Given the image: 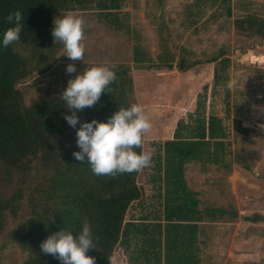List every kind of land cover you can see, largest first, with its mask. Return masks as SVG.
<instances>
[{"label":"trees","instance_id":"16d2710c","mask_svg":"<svg viewBox=\"0 0 264 264\" xmlns=\"http://www.w3.org/2000/svg\"><path fill=\"white\" fill-rule=\"evenodd\" d=\"M123 1L0 0V33L9 26L5 21L9 13L19 10L25 17L20 40L0 48V262L60 264L41 252L40 242L61 228L76 233L87 220L96 247L88 255L96 258V264H107L118 246L126 254L127 264H203L199 222L211 214L228 212L224 208L199 209L197 193L188 189L183 177L188 164L202 170L213 164L231 171L227 128L221 117L206 112L205 94L198 95L187 120L177 122L172 139L151 144L154 155L149 181L155 198L161 199V216L150 211L152 216L147 212L129 220L125 219L126 212L142 198L138 172L96 176L87 161H75L72 152L79 150L76 129L64 119L65 114L72 113L59 95L66 85L56 94H41L29 105L23 103L16 84L33 70L49 69L63 47L51 35L53 19L70 11L94 10L113 28L129 33L120 17ZM229 1L220 0L219 4L227 18L231 17ZM232 26L236 35L264 44V14H237ZM134 37L137 39L136 34ZM172 59V55L159 58V65L170 69ZM132 60L143 66L151 62L138 43L133 46ZM205 61L216 62L213 87L222 86L227 98L230 57L220 48ZM198 63L200 60L189 61L182 56L176 66L185 71ZM115 65L116 79L109 92H102L94 106L76 113V127L79 121H103L118 108L137 103L130 69ZM232 129L243 138L257 133L237 117L232 120ZM141 150L142 145L136 149ZM248 219L264 222V215L253 214Z\"/></svg>","mask_w":264,"mask_h":264},{"label":"rangeland","instance_id":"374dc122","mask_svg":"<svg viewBox=\"0 0 264 264\" xmlns=\"http://www.w3.org/2000/svg\"><path fill=\"white\" fill-rule=\"evenodd\" d=\"M189 2L124 0L120 17L131 30L129 33L113 28L94 10L63 13L60 17L72 14L86 21L84 62L68 60L62 54V47L49 69L44 72L33 70L16 84V88L22 94L23 103L29 105L39 95L56 94L60 87L66 85L72 75L65 71L68 63H75L76 69L81 71L100 64L125 65L133 78L136 101L143 105L152 123L142 144V150L151 151V142H161L170 137L175 122L187 120L198 95L205 94L206 112L221 117L227 128L232 152L231 171L235 172L228 178L231 171L209 164L204 168L207 170L204 176L195 174L188 177L190 188L199 192L197 197L201 207H220L228 211L220 216L218 223L203 225V259L205 264H264V222H240L238 225L230 222L232 212L239 216L264 215V59H255L251 53L254 48L257 54L263 52L261 43L236 35L232 19L225 16L203 17L190 24L192 17L188 16L185 8ZM136 43L151 58L146 66L133 63L132 50ZM164 43L177 59L180 53L189 61L205 60L223 48L233 60V67L229 70L228 97L224 96L222 86L213 87L215 64L203 63L183 73L176 63L171 69L160 66L156 58ZM234 117L257 133L243 138L234 132ZM234 155L241 159L236 160ZM185 168L201 173L196 164H188ZM151 171L146 168L137 175L142 190L141 202L145 206L152 201L154 194L149 181ZM232 185L235 193L230 189ZM131 211L126 212L125 219L130 217ZM234 230H237L235 239L232 235ZM244 232L245 236H242ZM0 264L7 263L3 261Z\"/></svg>","mask_w":264,"mask_h":264},{"label":"clouds","instance_id":"9594fccd","mask_svg":"<svg viewBox=\"0 0 264 264\" xmlns=\"http://www.w3.org/2000/svg\"><path fill=\"white\" fill-rule=\"evenodd\" d=\"M25 17L17 10L5 17L9 25L0 33V48H7L20 40ZM86 21L78 15L68 14L53 19L51 35L54 41L63 45L64 54L70 61L84 62V32ZM115 64L93 65L84 71H77L75 63L65 66L67 73H75L59 94L71 111L65 114L66 122L76 129L75 143L78 151L72 156L77 162L90 166L93 175L115 176L117 174L139 172L149 168L153 160V151H136L143 144L144 134L152 123L142 104L133 103L127 108H118L106 120L95 118L79 121L77 112L92 107L102 92H109V85L116 79ZM90 249H96L92 226L87 220L82 222L78 232L61 228L49 234L40 242V250L57 259L60 264H96V258L88 255ZM107 264H123L117 255L107 258Z\"/></svg>","mask_w":264,"mask_h":264},{"label":"crops","instance_id":"0c3cea01","mask_svg":"<svg viewBox=\"0 0 264 264\" xmlns=\"http://www.w3.org/2000/svg\"><path fill=\"white\" fill-rule=\"evenodd\" d=\"M158 1H161V0H158ZM198 1H200V4L197 6L196 5V2H198ZM219 4H220V0H190L189 4L185 5V8L188 11V14H189L188 16H190L192 18L199 17V18L196 19V22L195 23H197L198 19L203 18V17L216 18L217 16H225L224 10L223 9L222 10L220 9V5ZM228 4L230 6V11H231V17L230 18L232 20H233L234 16L237 15V14H245V13H257V14H261V15L264 14V0H230ZM195 23H193V24H195ZM232 28H233V26H232ZM259 45H260V48L263 50V52H261V53L259 52L257 54L256 51H255L256 48H254V51H251V53L253 55L252 57H254L255 59H259L260 61H262L264 59L263 58L264 57V44L261 43ZM167 54H170L169 56H171V55L173 56V59L171 61L172 64L173 63L174 64L175 63L177 64L179 62L180 58L182 57V54L179 53V57L177 59V56H175V54L170 51V48L167 47V43H164V45L161 48V52L158 54V56H157L156 59L158 60L159 63H160L159 58H163V59L167 58V59H169V56ZM175 59H177V61H175ZM203 63L212 64V65L216 64V62H214V61H205V60H202V61H200V63H198L197 65H195V66H193L191 68H194V67H196L198 65H201ZM231 66L233 67V60H231ZM191 68H189V69H191ZM189 69H187V70H189ZM187 70L181 71V72L183 73V72H186ZM195 107H194V109H195ZM193 111H191V112H193ZM207 113H209V112H207ZM178 121H180V120H177L175 122V125L173 127L172 132H171V135L166 140H170V139L173 138V132L175 130V127H176V124H177ZM166 140H162L159 143H163ZM152 143L153 142H151V144ZM200 172L201 173H198L197 171H193V172L187 171L186 168L183 171V177H184V181L186 183V186L188 187V189L191 192L197 193V195H196V198L197 199H198L197 196H198V193L199 192L197 191L196 188L195 189L194 188H192V189L190 188L188 177H192L195 174H199L200 176H204L205 174H203V173H207V170H205V169L202 170L201 169ZM233 172H235V170H233V171L230 172V175L228 176V178H231ZM234 188H235L234 185H232L231 188H230L233 193H235L234 192ZM160 200L156 199L155 196H154V194H153L152 195V201L149 204H147L149 207L148 206H145V204H143L142 202H140L141 204L140 203L139 204L133 203V205L129 208V209H132V211H131L132 214L126 220H129V219H132V218L133 219L134 218H139L142 214H145L147 212H149V215H151L150 214L151 213L150 211H152V215L157 214V215H160L161 216V214H162L160 212L161 206H159V203L161 205V201ZM198 202H199V199H198ZM141 205L144 207L143 210H142V206ZM134 207H136V209H134ZM198 208L199 209L203 208V207L200 206V202H199ZM208 208H218V207L211 206V207H208ZM156 209L159 210V211L156 212ZM231 214H232V219L230 220V222L232 224L238 225L240 222H242L243 224L244 223H248V224L251 223V221L248 219V216H239L235 212H232ZM220 216H222V215H220L217 212L215 214H211V216L209 218H205L201 222H199V224L201 225V232H200V254H201V257H202V260H203V264L206 263L204 261V259H203V256H204V249H203L204 247L203 246H205V239H204L205 238L204 237V235H205L204 232L205 231L203 229V225L218 223L220 221ZM162 223H163V221H162ZM243 234L244 235H242V236H245V232ZM232 235H233V239H235L236 238V235H237V230L236 231L234 230V233ZM242 241H244V237L242 238ZM114 254L117 255L122 260L123 264H127L126 254L124 253L123 249L120 246L116 247V249L113 251L112 255H114ZM242 255H245V253H242Z\"/></svg>","mask_w":264,"mask_h":264}]
</instances>
